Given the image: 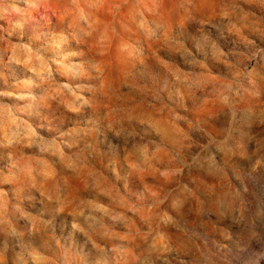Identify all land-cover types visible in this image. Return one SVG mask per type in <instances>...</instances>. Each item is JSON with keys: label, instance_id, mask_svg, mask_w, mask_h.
Segmentation results:
<instances>
[{"label": "rangeland", "instance_id": "374dc122", "mask_svg": "<svg viewBox=\"0 0 264 264\" xmlns=\"http://www.w3.org/2000/svg\"><path fill=\"white\" fill-rule=\"evenodd\" d=\"M232 2L0 0V142L24 144L19 166L38 189L23 193V204L33 214L21 210L19 220L0 193V233L26 223L44 237L33 241L26 234L10 242L12 249L27 259L26 250L34 243L31 264H76L72 250L54 252L58 237L66 246L70 242L71 217H80L101 234L91 242L123 257L130 237L165 222L166 197L194 181L202 190L215 186L207 193L209 210L197 215L194 207H186L168 227L174 249L167 254L168 264H196V245L215 253L213 264H264V168L251 169L256 149L264 152V104L227 103L246 87L244 73L251 70L239 65L238 58L258 25L225 6ZM235 2L259 11L257 0ZM208 22L216 27L209 28ZM37 84L68 112L82 107L86 89L99 93L106 123L118 133H131L128 144L97 124L98 116L89 110L79 119L98 131L82 141V146L91 145L87 151H65V145L73 148L67 141L39 140L7 103ZM54 114L72 119L62 109ZM222 141L234 152L237 141L243 144L247 157L221 151ZM6 153L0 149V167L7 164ZM48 156L72 174L71 181ZM216 163L228 180L206 174L215 171ZM127 167L136 178L127 176ZM227 183L248 188L252 211L244 224L216 211L215 197ZM125 186L129 194L142 190L147 195L130 198ZM2 187L10 196L17 188ZM49 197L62 210L55 228L49 220L51 206L44 200ZM73 246L93 251L78 234ZM144 247L137 240L138 255ZM138 264L164 262L145 253Z\"/></svg>", "mask_w": 264, "mask_h": 264}, {"label": "clouds", "instance_id": "9594fccd", "mask_svg": "<svg viewBox=\"0 0 264 264\" xmlns=\"http://www.w3.org/2000/svg\"><path fill=\"white\" fill-rule=\"evenodd\" d=\"M248 2H251V0H248ZM225 6L236 11L238 15L247 16L258 25L257 31L252 36V40L244 46V53L238 58L239 65L251 70L250 72L246 71L244 73V75L248 77L245 81L246 87L237 89L236 94L233 95L227 103L229 106H232L241 100H247L249 102L264 104V0H257L255 8L259 9V11H254L253 7L246 8L240 3L235 2V0ZM207 26L209 28L216 27V25H213L211 22H208ZM226 32H231V28H226ZM245 61H248V63L245 64ZM86 92L89 93V95L85 94L88 99L84 100L81 98L82 107L73 112L66 111L61 105L50 99L39 84L30 88L23 96L16 99H8L7 103L16 108L17 114L24 122L31 126L39 140H56L61 144L67 141L69 144L73 145V148H69L65 145V151H80L82 149L87 151L88 148L91 147V145L87 144L82 146V141L92 132L98 131V129L89 128L81 123L79 114L84 113L86 110L98 116L96 121L97 124L103 123L107 132H110L113 136L122 139L125 144H128L126 142V137H130L131 133H118L106 123L104 113L105 102L99 93L90 92L87 89L85 90V93ZM61 109L65 114H71L72 119L68 120L67 116H65L64 119L58 118L54 114V110ZM71 130H74L75 134H73ZM235 147L238 150L236 152L233 151L232 147L227 145L226 141H222L218 149L227 153H232L233 155H239L241 158L247 157L248 154L243 144L237 141ZM0 149L7 150V164L0 167V193L7 196L8 209L10 213L19 220L21 210L33 214L23 204V193L33 189L38 191V189L34 186L28 173L19 166V162L24 158L22 154L26 150L24 144L17 143L16 145L9 146L0 142ZM31 150H33V154H39L36 152L35 147H32ZM48 159L51 160L52 164L56 166L57 170L62 175L68 177L69 181H71L72 174L66 169L61 168L54 156H48ZM260 168H264V152H261L259 147L256 149V159L251 162V169L252 171H256ZM113 170H115V168H113ZM206 174L228 180L224 167L218 163H216L214 172L206 170ZM233 175H238V173L234 172ZM127 176L129 178H136L135 172L129 167H127ZM189 183H192L193 186H189ZM6 184L17 186L12 196L9 195L7 189L2 187V185ZM214 187V185H209L205 190H202L194 185V181H190L187 182L186 187L182 189L180 193L173 192L171 195L167 196L166 202L163 205L165 222L156 223L154 226H150L149 231L130 237L126 245L127 252L123 257H115L110 251H105L103 248H100L98 244L91 242L93 236H95L96 239H100L101 234L93 231L86 222V219L80 217H71L72 231L69 234L70 242L67 243L66 246L65 243H62L63 238L58 237L54 254L63 253L70 249L74 253L76 264H138L140 256L147 253L154 254L157 260H163L164 264H168L167 254L174 251L168 227L175 224L176 218L185 212L186 207H194V211L197 215L208 212L210 197L207 193L211 192ZM224 187L227 189V200H225L223 195ZM224 187H221L222 192L218 193L215 197L216 211L221 216L230 218L238 225L244 224L252 211L248 202V188L243 183H240L236 187L227 183ZM125 188V192L130 198L132 195H135V197L147 195L143 193L142 190L135 194H129L127 192V186H125ZM44 200L51 206L53 215L49 220L55 228L54 219L56 216L62 215V210L58 207V202L54 197H49ZM257 214L259 215V213ZM73 220H75V222H73ZM26 234L33 241L44 239L43 236L32 232L26 223L22 229L16 227L10 232L6 229L3 233H0V238H2L0 239V264H31L30 254L32 249L36 247L34 243L33 246L26 250L27 259L24 258V252H16L10 247V242L19 240V238ZM77 234L91 245L93 250L91 254L74 248L73 245ZM224 238L229 239L230 237L225 235ZM137 240L145 246L139 255L136 252ZM110 253L111 256L109 255ZM214 257L215 253L209 252L206 248L202 249L199 245L195 246L196 264H205V261H207V264H213ZM180 264H184V261L181 260Z\"/></svg>", "mask_w": 264, "mask_h": 264}]
</instances>
